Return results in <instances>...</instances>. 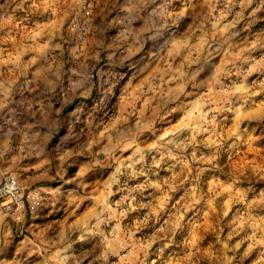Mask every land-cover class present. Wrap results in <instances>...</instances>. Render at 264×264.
<instances>
[{
	"label": "clouds",
	"instance_id": "clouds-1",
	"mask_svg": "<svg viewBox=\"0 0 264 264\" xmlns=\"http://www.w3.org/2000/svg\"><path fill=\"white\" fill-rule=\"evenodd\" d=\"M0 264H264V0H0Z\"/></svg>",
	"mask_w": 264,
	"mask_h": 264
}]
</instances>
